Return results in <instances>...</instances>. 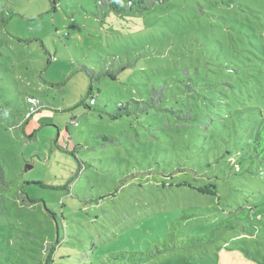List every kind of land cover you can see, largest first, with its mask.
Listing matches in <instances>:
<instances>
[{"label":"rangeland","instance_id":"374dc122","mask_svg":"<svg viewBox=\"0 0 264 264\" xmlns=\"http://www.w3.org/2000/svg\"><path fill=\"white\" fill-rule=\"evenodd\" d=\"M262 113L264 0H0V264H264Z\"/></svg>","mask_w":264,"mask_h":264},{"label":"trees","instance_id":"16d2710c","mask_svg":"<svg viewBox=\"0 0 264 264\" xmlns=\"http://www.w3.org/2000/svg\"><path fill=\"white\" fill-rule=\"evenodd\" d=\"M107 3L111 8L118 12H123L127 9H130L132 11L134 10H144L149 8L152 3L155 2V0H106ZM159 91L156 90V93ZM94 100V101H92ZM145 100H143L144 102ZM140 102V101H137ZM91 103H95V98H91ZM129 103V102H128ZM154 105H157V102L153 103ZM132 110L130 106H126L123 108H119L118 112L115 114V116H119L122 113H131ZM32 112H30L29 115H31ZM74 121V120H73ZM74 123H77L74 121ZM246 138H247V143L248 146L244 147L242 154L238 157L236 160L237 163H243L245 161H248L250 163L256 164L257 168H259L261 171H264V114H260L259 117L256 119H251L247 124H246ZM103 137L106 140L113 141L116 137L114 136H108V135H103ZM1 161V160H0ZM0 172H3V165L0 162ZM214 184H209L206 186H199L198 190L201 191L202 193H208V194H216V189H215ZM25 199L31 201L29 198L28 194L25 193L24 196ZM58 243V240H57ZM47 245V244H46ZM56 251V246H47L45 248L46 252V264H48L50 261H53V257ZM120 254L117 253L115 257H118ZM127 256L126 254H124ZM131 258L132 256H128ZM140 259V258H139ZM145 259L141 258L139 261H137V264L143 263Z\"/></svg>","mask_w":264,"mask_h":264},{"label":"built area","instance_id":"2783aa9c","mask_svg":"<svg viewBox=\"0 0 264 264\" xmlns=\"http://www.w3.org/2000/svg\"><path fill=\"white\" fill-rule=\"evenodd\" d=\"M92 101H94V100H92Z\"/></svg>","mask_w":264,"mask_h":264}]
</instances>
